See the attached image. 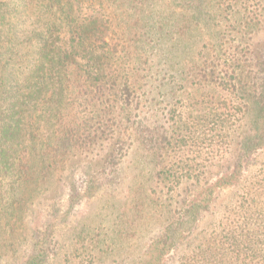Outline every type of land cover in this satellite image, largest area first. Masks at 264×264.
Here are the masks:
<instances>
[{"label":"trees","instance_id":"16d2710c","mask_svg":"<svg viewBox=\"0 0 264 264\" xmlns=\"http://www.w3.org/2000/svg\"><path fill=\"white\" fill-rule=\"evenodd\" d=\"M261 6L0 0V264H47L49 256L87 264H264V69L254 67L251 41ZM159 99L171 107L150 129L147 111L158 110ZM238 132L236 162L214 171ZM203 145L209 157L200 161ZM128 153L136 179L149 160L160 166L165 193L185 182L194 187L176 214L163 211L161 232L144 240L136 213L143 189L130 184L102 205L112 212L82 218L67 248L53 251L56 221L67 223L92 194L96 161L117 164ZM79 171L89 178L86 190L73 182L61 213L63 182ZM220 207L218 225L200 230Z\"/></svg>","mask_w":264,"mask_h":264},{"label":"rangeland","instance_id":"374dc122","mask_svg":"<svg viewBox=\"0 0 264 264\" xmlns=\"http://www.w3.org/2000/svg\"><path fill=\"white\" fill-rule=\"evenodd\" d=\"M245 1V0H242ZM262 2V24L260 25L258 31L253 37L252 41V59L255 69L262 70L264 69V0ZM264 71L258 74V79L260 83L264 81L263 79ZM160 104H158V110L150 111L148 114V119H145V124L148 128H154L155 126L159 127L166 121V113L167 109L171 107L167 102L161 101L159 99ZM142 113V115H146ZM241 132H238L234 135L233 144L230 147L229 152L222 150L221 156L216 159V169L214 171H220V164H222V170H225L229 163L234 164L236 162L238 149L242 144V137L240 136ZM203 151H207L204 154L203 159L200 158V161H204L205 158L209 157L208 147L203 145ZM223 157V158H222ZM220 158H222L220 160ZM100 158H96L95 160H99ZM261 160V159H260ZM259 160V161H260ZM257 161V162H259ZM145 173L138 179H136L135 172L137 170L136 163H134V159H132V154H127L125 158L119 161L117 164L105 165L103 166V161H96L95 170V186L92 191V194L89 197H84L81 203L76 206L75 215L71 214V219L67 223L56 221V227L54 228V238L52 242L51 249L53 251H61V249L65 250L67 248L68 242L70 241L71 229L74 225L77 224L79 220L86 217L87 215L93 213L101 212L105 214H109L112 212L113 208H108V210H102V205H104L106 200L112 196V199H116L119 195L124 194L127 191V187L130 184L141 185L143 189V194L138 200L141 203V207H139V215L143 218L142 223L146 228L145 238L147 241H151L150 238L152 236H156L161 232V228L159 229L158 221L160 219V215L163 211L168 213V217L174 216L176 214V209L178 205V201L185 199L194 187L189 185V182H185L178 190L168 192L166 188L163 190L162 183L158 180L156 174L160 169V166L155 165L154 162L145 161ZM89 178L84 175V172L79 171L75 174L74 181L64 180V188L63 194L59 197L60 203L59 207L61 208V213L66 210V204L68 203L70 196L72 194L71 185L74 182L76 185V189L79 190L80 193H84L86 190V186L88 185ZM228 191V190H226ZM224 191V192H226ZM166 207V210H163ZM77 212V213H76ZM223 208L220 207L216 214L207 213L200 222V230L213 223L214 225H218L219 220L222 216ZM52 219V218H51ZM106 222H110V218H106ZM110 220V221H108ZM213 227V226H212ZM205 234V233H204ZM150 237V238H149ZM72 257V256H71ZM47 264H87L84 262H80L77 259H73L71 262H65L64 258H60V256H49ZM101 264H110L109 261Z\"/></svg>","mask_w":264,"mask_h":264}]
</instances>
